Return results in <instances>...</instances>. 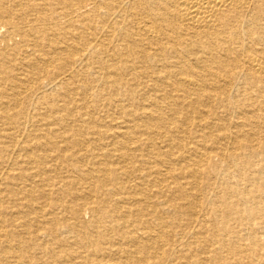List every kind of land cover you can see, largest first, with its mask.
I'll return each mask as SVG.
<instances>
[{"label": "bare ground", "instance_id": "obj_1", "mask_svg": "<svg viewBox=\"0 0 264 264\" xmlns=\"http://www.w3.org/2000/svg\"><path fill=\"white\" fill-rule=\"evenodd\" d=\"M0 264H264V0H0Z\"/></svg>", "mask_w": 264, "mask_h": 264}]
</instances>
